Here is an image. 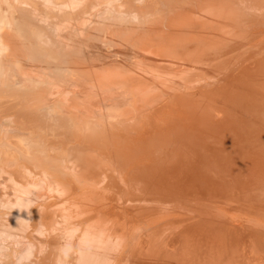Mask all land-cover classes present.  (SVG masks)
<instances>
[{"label": "bare ground", "instance_id": "bare-ground-1", "mask_svg": "<svg viewBox=\"0 0 264 264\" xmlns=\"http://www.w3.org/2000/svg\"><path fill=\"white\" fill-rule=\"evenodd\" d=\"M0 264H264V0H0Z\"/></svg>", "mask_w": 264, "mask_h": 264}]
</instances>
